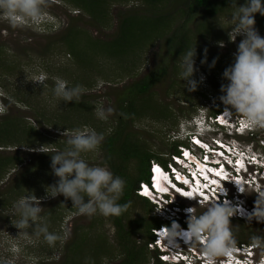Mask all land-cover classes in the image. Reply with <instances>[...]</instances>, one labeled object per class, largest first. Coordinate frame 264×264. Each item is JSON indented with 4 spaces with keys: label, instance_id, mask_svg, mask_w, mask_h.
I'll list each match as a JSON object with an SVG mask.
<instances>
[{
    "label": "clouds",
    "instance_id": "clouds-1",
    "mask_svg": "<svg viewBox=\"0 0 264 264\" xmlns=\"http://www.w3.org/2000/svg\"><path fill=\"white\" fill-rule=\"evenodd\" d=\"M48 3L49 0H0V17L7 19L12 27L31 25L39 28L44 21L51 23L53 20L45 12ZM230 7L229 39L234 41L237 36L242 39L233 54L232 63L222 73L227 83L220 86L222 95L219 100L225 107L218 113L210 114L207 125L227 128L228 134H242L243 131L252 134L257 130L264 133V37L254 27V15L259 13L264 16V2L244 0L242 5L237 6V0H230ZM195 55V47L186 50L179 65V77L185 81L184 88L189 92L195 91L198 84L193 79ZM47 78V74L41 71L33 81L43 85ZM83 91L82 86H69L61 78H55L52 88L53 96L64 102L79 101ZM4 111L0 106V114ZM94 112L98 119L107 120L113 109L100 104ZM197 116L191 123L181 122L179 132L172 136V139L182 140L177 146L178 152L171 153L166 164L151 161L149 179L139 182L135 190L138 196L152 204L153 212L161 222L156 227H162L155 234L151 228L149 242L157 237V243L173 259L181 249L180 245L183 246V257L176 261L182 264H194L189 257L193 253L188 249H198L199 255L194 257L196 264H264V237L253 235L251 242L238 243L235 226L230 223V218L246 220L247 223L252 220L264 223V187L261 186L264 180V152L241 148L222 136L211 135L205 139L203 135L210 127L203 122V112ZM219 119L222 120L219 122ZM62 135L67 136L66 146L51 155L50 164L58 180L46 187V196L54 198L62 195L70 199L76 215L91 217L99 213L105 217L120 216L130 203H118L124 194L126 181L114 175L106 164H90L81 155L97 150L103 134L85 125L66 129ZM186 137L188 144L183 141ZM42 146L35 150L48 153ZM261 146L264 150V136ZM153 163L157 164L155 172H152ZM172 167L184 176L175 175ZM141 184L145 185L144 194L138 190L142 188ZM248 188L255 190L254 206H249L243 199ZM179 197L206 207L197 213L194 207L180 204ZM165 207L169 208L167 214H160V208ZM13 208L18 216L14 226L20 236L28 237L26 230L32 228L35 235H42L50 247L66 238L48 230L45 218L40 216V199L35 195L21 196L14 202ZM170 210L187 216L186 221L172 216ZM258 249L259 253L256 252ZM12 251L17 249L13 247ZM151 251L152 259L159 264L160 250L156 243ZM0 264L13 262L0 261Z\"/></svg>",
    "mask_w": 264,
    "mask_h": 264
},
{
    "label": "rangeland",
    "instance_id": "rangeland-1",
    "mask_svg": "<svg viewBox=\"0 0 264 264\" xmlns=\"http://www.w3.org/2000/svg\"><path fill=\"white\" fill-rule=\"evenodd\" d=\"M180 1L171 0V3L168 5L169 9L171 10L172 8L173 10L177 8L179 6L178 4L182 3ZM242 4L243 2L237 1V6ZM141 7L144 8L143 4L138 1L129 4L113 3L110 14L111 22L110 24L104 25L94 24L92 19L82 16L79 13V9H77L78 7L69 4L67 0H49L45 12L53 20L51 23L44 21L39 28L31 25L12 27L7 19L0 17V44L4 46L2 53L14 65L10 69L0 66V86L3 87H0V106L5 109L0 114V122L5 117H10L18 121V124L21 125L20 128L32 126L36 129L34 135H27L26 133L22 135L21 132L20 135L15 130L13 134L6 137L8 140L12 139L11 141L19 140L21 144H18V141V143L3 144L5 146L0 147V156L11 155L20 158L19 160L10 161V164L5 166L6 168H4L0 176V261L11 260L13 264H59L63 258V254L67 251L70 252L68 250L69 245L77 237L79 238L83 232L90 239L97 240L99 238L98 236H100L99 241L101 244L105 243L107 246L104 251H100L96 259L91 256H86L84 264H119L123 259V255L116 246V228L113 224L112 216L105 217L99 213L91 217L76 215V210L73 211L71 208L62 211L60 208L65 200L62 195H57L54 198L46 196V187L54 185L58 178L52 173L50 167L51 159L49 161V158L44 159L43 156L49 157L47 154L52 155L55 151L62 150L59 147L57 149L56 145L62 144L63 147L66 146L67 136L62 135L66 129L71 130L83 126L80 123L83 118L76 114L73 116L66 114V111H68L67 102L55 98L52 92L55 78H61L67 81L68 84L70 83L69 86H71L72 81L70 79L73 77L72 74H75V71L79 68L74 62L72 54H68L66 51L67 48L58 46L54 42L66 30L62 20L66 24L68 21H71L70 26H80V28L86 30L93 38L107 40L114 37L118 31V17L123 16L119 14V11H132V8H135L140 12L142 10L140 9ZM230 11L232 12V9ZM177 15L178 13L175 14L176 22L173 24V28L179 26L182 21V18H178ZM230 15H222L216 21H213L210 25L213 34L207 35L205 38L201 37L200 34L196 35L197 41L195 40L196 43L194 44L196 52L194 68L196 71L193 74V79L197 80L198 84L195 91L189 92L187 88H184L185 81L181 80L179 74L170 73L173 69L172 63L168 65V75H165V80L161 81L155 87L156 98L161 101L164 100L171 105L174 112V118L172 120L176 122V125L172 126L167 124L164 126L162 121H157V123L147 119L146 122L143 120V124L135 127L137 131L143 132L144 137L148 140V144L154 147L155 150L161 152L163 158L167 159L169 157L170 146L177 144L178 141L182 142L180 139H172V136L179 132L181 122L191 123L200 116L195 117L198 113L203 112V122L209 128L210 126L207 125V121L209 120V115L212 114L210 107H216V105L224 107L219 100V96L222 95L220 86L221 84H226L227 81L222 77L223 71L220 68L218 69L217 63L215 62L213 65V59L215 57H224L227 59L229 66L233 61V54L236 51V47L242 39L241 36H237L234 41L229 39L228 32L231 30V25L228 22V17ZM82 17L84 18L82 19ZM58 24H61V26ZM255 29L259 34L261 30L258 28ZM172 32V29L167 31V37ZM259 35L264 37V34ZM221 43L223 44L222 47L220 46ZM164 46L162 41L159 42L156 40L152 48L143 53L144 56L142 57H145L143 60H146V63L141 66L138 73L147 71L152 65L160 61L159 57H165L167 55ZM98 59L100 60V58ZM220 64H226V62H221ZM100 66L99 68H101ZM102 67L105 68L101 69L106 73L108 81H105L103 78H98L95 88L92 90L87 88L88 90L84 89L85 91L83 92L84 95H87L84 101L91 100L92 102V97L95 95L97 102L94 104L96 106L102 104L105 108L111 107L113 109V113L107 120H100L96 117L95 112L92 113V115L94 114V123L98 129H106L109 131L110 129L107 127L111 124L116 112L117 93L121 92V88L130 79L120 81L116 77V73L111 74L107 72L112 68L108 61ZM41 71L46 73L48 77L43 85L33 81ZM102 73L101 71L100 77ZM201 77H203L202 81ZM85 78L86 80L89 79V77ZM172 81H175L177 85L182 83L180 85H182L181 88L184 94L191 97L188 101L192 99L195 102H187V100L185 102L181 96V92H173V90H170ZM79 83L77 81V85L81 86ZM168 92H170L169 95L167 94ZM179 107H185V110L196 107L197 112L192 117L186 112L180 115ZM61 112L65 113L62 118L64 117V121L68 123H63L59 120L58 115H61ZM211 129L216 130V132H212ZM211 135L222 136L231 142H235L241 148L264 152L261 146L264 133L261 130H257L252 134L247 131H243L242 134H236L234 132L228 134L227 128L212 125L209 131L203 136L206 139ZM23 138L25 139V143L23 142ZM183 141L188 144L187 137ZM40 146L46 149L48 153L45 154L44 152L35 150ZM81 155L90 164H104V155L99 147L95 151L82 153ZM261 184L264 187V180L261 181ZM247 190L244 193L243 199L249 206H254L256 198L255 190L251 188ZM231 193L232 191H230ZM25 195H35L40 199V206L42 208L40 216L45 218L48 224V230L50 232L60 233L66 238L62 241H57L54 246L50 247L43 240L42 235H35L32 228L26 230L29 233L26 238L18 234L19 230L14 226L18 216L14 212L13 205L15 201ZM178 202L182 205L194 207L197 213L203 211L206 207V205L200 206L197 203L192 204L180 197ZM146 209V206L142 203H136L131 206L130 211L127 213V220L130 223L144 218L157 221L156 213H148ZM56 213L57 218L52 220L53 215ZM230 223L235 226L236 237L237 241H240L239 243L251 242L250 237L253 235L264 237L263 222L252 220L251 223H247L246 220L230 218ZM131 228L138 246L147 243L146 235L142 231L138 232L135 229L137 228L135 225L133 227L131 226ZM147 246V264H154L155 261L152 259L153 252L148 243ZM13 247L17 251L13 252ZM149 250L152 253L149 254ZM256 252L259 253L260 249ZM81 259L84 260L83 258ZM66 264L76 263L67 261Z\"/></svg>",
    "mask_w": 264,
    "mask_h": 264
},
{
    "label": "trees",
    "instance_id": "trees-1",
    "mask_svg": "<svg viewBox=\"0 0 264 264\" xmlns=\"http://www.w3.org/2000/svg\"><path fill=\"white\" fill-rule=\"evenodd\" d=\"M137 1L141 2L144 8L141 7L140 9L142 10L140 12L135 8H132V11H119V14L123 16L118 17V31L110 39L93 38L80 26H70L71 21H68L66 24L62 20L66 30L60 35L59 39L54 41L58 46L67 48L66 51L68 54H72L74 62L79 67L75 71V74H72L73 77L70 79L72 81L71 86L77 85V81H79L83 89L88 90L87 88H89L92 90L96 87L98 78L108 81L106 73L102 70L105 69L102 66L106 61L112 66L110 71L107 72L111 74L116 73V77L120 81L130 79L121 88V92L118 91L119 93H117L116 112L111 124L107 127L110 129L109 131L103 129L105 132L98 129L94 123V114L92 115V113L96 107L94 103L97 102L95 95L93 97L89 95L92 97V102L91 100L86 102L84 100L87 95H84L83 92L79 101L67 102L68 111H66V114L69 116H73L74 114L80 115L83 118L80 121L83 126L96 128L95 130L98 133L103 134L104 138L99 145L104 155L103 163L108 166L114 175H118L126 181L124 194L118 203L124 204L130 202L129 207L120 216H112V221L116 228V246L123 255V259L119 264H147V243L152 235L151 228L161 223L159 219L154 221L153 219L145 218L130 223L126 218L131 206L139 202L146 206L148 213L153 212L152 204L147 199L138 196L135 190L139 182L149 179L151 161L155 160L166 164L168 160L163 158L161 152L148 144V140L144 137L143 132L137 131L135 127L143 124V120L146 122L147 119L154 122L162 121L164 126L167 124L176 125V122L172 120L174 112L171 105L164 100L161 101L156 98L155 87L165 80V75H168L169 64L172 63L173 65L172 72L170 73L179 74L181 70L179 67L180 59L186 50L195 47L194 44L197 41L196 35L200 34L201 37L205 38V36L213 34L210 28L213 21H216L222 15H230V10L232 9L230 7V0H181L180 2L182 3H179V6L173 10L171 8L172 4L171 10L168 7L171 0H67L69 4L78 7L77 9H79V13L82 16L89 17L94 24L100 25L110 24L111 5L113 3L129 4ZM237 1L244 3V0ZM176 13H178V18H182V21L179 26L173 28V24L176 22ZM254 20L256 23L255 27L261 30L259 34H264V16L256 13ZM170 29L173 32L167 37L168 34L166 32ZM156 40L164 43L167 55L159 57L160 61L152 65L147 71L138 73L141 66L146 63V60H143L145 57H142L144 56L143 53L151 49ZM3 47L0 44V66L8 69L13 68L14 65L2 53ZM213 60L217 63L218 69L220 68L222 71L228 66L227 59L224 57H215ZM221 62H226V64H220ZM101 64L102 66H100ZM101 71L103 73L100 77ZM85 77H89V79L86 80ZM180 84L177 85L175 81H172L170 90L181 92V96L185 102L186 100L187 102H195L192 99L188 101L191 97L184 94L181 88L182 85ZM167 94L169 95L170 92ZM191 105L193 106V104ZM224 107L221 105L210 107V112L212 114L218 113ZM185 112L192 117L197 112V108L194 107L193 109L191 107L185 110V107H179L180 115ZM64 114L58 115L59 120L63 123L66 122L64 121V117L62 118ZM20 126L18 121L10 117H5L0 122V147L5 146L3 144L18 143L19 140L11 141L12 139L8 140L6 137L13 134L15 130H17L18 134L21 132L22 135H25V133L27 135H34L36 133V129L32 126L26 128H20ZM23 142L25 143L24 138ZM180 143L181 141H178L177 144L170 146V154L178 152L177 146ZM18 144H21L20 141ZM56 147L57 149L58 147L59 149L64 148L62 144L56 145ZM47 155L49 157H43L44 159L49 158L50 161L51 154ZM19 159L18 156H0V176L4 168H6L5 166L10 164V161ZM70 208L75 211V208L72 207V201L65 199L60 209L63 211ZM55 218H57V213L53 215L52 220H55ZM134 225L137 227L135 229L138 232L142 231L146 235L147 243L141 246L137 245L131 228ZM98 237L100 238V236ZM99 238L97 240L90 239L83 232L79 238L77 237L72 241L68 248L70 252L67 251L63 254V258L59 264H66L67 261L84 264L86 256L96 259L100 251H104L105 247L107 248L105 243L101 244ZM148 253L152 252L149 250Z\"/></svg>",
    "mask_w": 264,
    "mask_h": 264
},
{
    "label": "built area",
    "instance_id": "built-area-1",
    "mask_svg": "<svg viewBox=\"0 0 264 264\" xmlns=\"http://www.w3.org/2000/svg\"><path fill=\"white\" fill-rule=\"evenodd\" d=\"M220 120H222V119H219L218 121L220 122ZM213 139L216 140L215 138H213ZM194 140H197V139H194ZM217 142H218V141H217ZM222 142L224 143V141H222ZM218 143H219V142H218ZM223 143H222V144H223ZM220 144H221V143H220ZM227 144H228V143H227ZM228 145H229V144H228ZM156 167H157V164H156V163H153L152 172H155V168H156ZM172 171L175 172V175H178V174H179V175L184 176V174L181 173L178 169H174V168L172 167ZM141 185H142V188L139 187L138 190H139L140 193L144 194V193H143V189H144V186H145V185H144V184H141ZM167 209H169V208H168V207H165V209H161V208H160V210H159L160 214L166 215V214H167V212H166ZM170 211H171V210H170ZM171 214H172V216L180 217L181 220H182V222H185V221H186V217H187V216H181L180 214H178V213L175 212V211H171ZM161 227H162V226L152 228V231H154V234H155V232L158 231ZM182 228H185V226H182ZM155 243L157 244V246L159 247V250H160V253L158 254V259H159V261H160L159 264H182V263H177L176 261H178V259H179L180 257H183V253L181 252V251L184 250V247H183V246L180 245L181 249L178 250V251L175 253V259H173V258H172V255H171L168 251L164 250V249L162 248L161 244L157 243V237H156V239L153 240V242L150 241V242L148 243L150 249H153V250H154V248H155ZM187 249H188V248H187ZM188 250L191 251V252L193 253V255H191V256H189V257L193 260L194 264H196V262L194 261V257H195L196 255H197V257H198V255H199V251H198V249H188ZM166 259H168V260L166 261ZM164 260H165V261H164ZM199 263L201 264V262H199ZM154 264H158V263H154Z\"/></svg>",
    "mask_w": 264,
    "mask_h": 264
},
{
    "label": "bare ground",
    "instance_id": "bare-ground-1",
    "mask_svg": "<svg viewBox=\"0 0 264 264\" xmlns=\"http://www.w3.org/2000/svg\"><path fill=\"white\" fill-rule=\"evenodd\" d=\"M239 181H240V179H239ZM241 182H242V181H241ZM162 188H164L163 185H162ZM146 192H147V191H146ZM147 193H148V192H147Z\"/></svg>",
    "mask_w": 264,
    "mask_h": 264
},
{
    "label": "snow or ice",
    "instance_id": "snow-or-ice-1",
    "mask_svg": "<svg viewBox=\"0 0 264 264\" xmlns=\"http://www.w3.org/2000/svg\"><path fill=\"white\" fill-rule=\"evenodd\" d=\"M198 142V141H197ZM185 155H187V153H185ZM158 171V170H157Z\"/></svg>",
    "mask_w": 264,
    "mask_h": 264
}]
</instances>
